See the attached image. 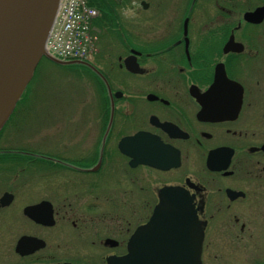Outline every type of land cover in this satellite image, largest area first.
<instances>
[{
  "label": "flooded vegetation",
  "instance_id": "af4514ba",
  "mask_svg": "<svg viewBox=\"0 0 264 264\" xmlns=\"http://www.w3.org/2000/svg\"><path fill=\"white\" fill-rule=\"evenodd\" d=\"M115 2L119 23L102 25L92 59L75 62L100 96L75 120L91 136L75 172L91 177L0 172V264H128L131 253L176 264L191 242L176 241L171 218L150 226L170 186L196 211L201 264H264V0ZM5 134L0 165L68 159L8 146Z\"/></svg>",
  "mask_w": 264,
  "mask_h": 264
},
{
  "label": "water",
  "instance_id": "95a60500",
  "mask_svg": "<svg viewBox=\"0 0 264 264\" xmlns=\"http://www.w3.org/2000/svg\"><path fill=\"white\" fill-rule=\"evenodd\" d=\"M61 0H0V131L13 113L34 72L45 56L46 42L56 20ZM139 137L141 134L138 135ZM136 137L122 141L131 144ZM138 161V160H136ZM162 202L156 208L150 226L164 227L157 218H171L176 241L191 242L190 254H176V264H201L203 232L189 195L181 188L166 187ZM36 206L30 207V210ZM39 207V206H38ZM32 218L34 216L30 215ZM128 264H136L131 253ZM122 258L110 264H123Z\"/></svg>",
  "mask_w": 264,
  "mask_h": 264
},
{
  "label": "rangeland",
  "instance_id": "374dc122",
  "mask_svg": "<svg viewBox=\"0 0 264 264\" xmlns=\"http://www.w3.org/2000/svg\"><path fill=\"white\" fill-rule=\"evenodd\" d=\"M121 12V7L119 8ZM99 38V36H98ZM91 76V75H90ZM91 81L88 73L81 66H62L44 59L29 86L24 106H22L13 121L22 122L20 129L10 131L9 127L2 133L10 135L8 146L21 149L52 150L60 153L75 163V153L83 145L87 144L91 137L86 133V127L81 123L79 128L75 125V120H88L91 106L97 101L99 104L100 96H97L90 89ZM24 109V110H23ZM23 110V111H22ZM12 121V122H13ZM34 156V155H33ZM26 161L35 158L24 156ZM23 158H12L0 165V172H63L64 179L68 172L72 179L77 183L87 182L91 176H86L75 172L74 169L66 168L61 162L41 160L36 158L25 170L17 167ZM9 159V158H7ZM55 164V165H51ZM69 164V163H68ZM120 175L114 177L119 179ZM107 177L102 174L98 183L105 184ZM113 179V180H114ZM35 185L45 184L43 179L33 181ZM75 183V182H74Z\"/></svg>",
  "mask_w": 264,
  "mask_h": 264
},
{
  "label": "built area",
  "instance_id": "2783aa9c",
  "mask_svg": "<svg viewBox=\"0 0 264 264\" xmlns=\"http://www.w3.org/2000/svg\"><path fill=\"white\" fill-rule=\"evenodd\" d=\"M95 15L96 10L87 5V0H62L48 51L62 59L87 58L94 44L90 21Z\"/></svg>",
  "mask_w": 264,
  "mask_h": 264
},
{
  "label": "trees",
  "instance_id": "16d2710c",
  "mask_svg": "<svg viewBox=\"0 0 264 264\" xmlns=\"http://www.w3.org/2000/svg\"><path fill=\"white\" fill-rule=\"evenodd\" d=\"M89 4L100 11V16L94 21L93 24L97 29L101 28V26L106 23L110 25H116L119 23V15L117 12L118 3L115 2V0H89ZM25 95L26 94H24V97L18 103L17 108L15 109V112L10 120L15 119L20 108L24 106L23 103L26 99Z\"/></svg>",
  "mask_w": 264,
  "mask_h": 264
}]
</instances>
